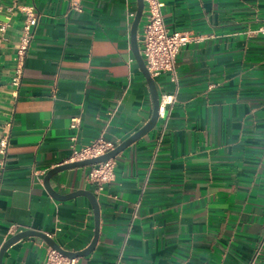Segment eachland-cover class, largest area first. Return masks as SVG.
Wrapping results in <instances>:
<instances>
[{
    "label": "crops",
    "instance_id": "obj_1",
    "mask_svg": "<svg viewBox=\"0 0 264 264\" xmlns=\"http://www.w3.org/2000/svg\"><path fill=\"white\" fill-rule=\"evenodd\" d=\"M161 2L168 32L191 37L178 82L153 77L173 104L114 159L115 180L102 192L87 181L93 166L51 179L62 195L97 198V244L78 262L264 264V0ZM30 8L38 23L20 55ZM137 9V0H0V140L9 138L0 250L12 226L71 252L94 240L90 200H56L44 180L74 150L100 138L119 145L151 120L152 93L131 45ZM49 248L27 237L2 263L44 264Z\"/></svg>",
    "mask_w": 264,
    "mask_h": 264
},
{
    "label": "built area",
    "instance_id": "obj_2",
    "mask_svg": "<svg viewBox=\"0 0 264 264\" xmlns=\"http://www.w3.org/2000/svg\"><path fill=\"white\" fill-rule=\"evenodd\" d=\"M144 5L142 27L141 32L138 34V42L146 67L152 77L169 74L172 81L177 83L178 54L182 47L190 43L191 37L187 33L175 32L170 34L168 32L163 19L162 9L164 4L161 0H144ZM24 10L27 15V22L19 50L20 55H24L28 49L34 36V28L38 23V17L33 8ZM4 30L5 26L3 25L1 31ZM257 33L264 35V27L260 28ZM20 84L21 80L19 77L13 79L15 87L20 86ZM173 102L174 97L164 96L160 100L159 116L164 117L166 106L173 104ZM78 124L79 119H73L71 126L76 128ZM8 146L9 138L5 136L0 140L1 170L5 169ZM117 146L113 142L100 138L80 150H74L71 160L75 162L98 158L113 151ZM115 168L116 162L114 159L94 165L87 176L88 183L95 187L97 193L102 192L107 184L115 180ZM22 232L18 227L12 226L8 234L13 237ZM44 264H79V262L78 258L67 257L50 247Z\"/></svg>",
    "mask_w": 264,
    "mask_h": 264
},
{
    "label": "water",
    "instance_id": "obj_3",
    "mask_svg": "<svg viewBox=\"0 0 264 264\" xmlns=\"http://www.w3.org/2000/svg\"><path fill=\"white\" fill-rule=\"evenodd\" d=\"M138 2V9L137 13L135 15V19L132 24V29H131V45H132V51L133 54L137 60V63L139 64L141 71L143 75L145 76L148 85L150 87L152 97H153V103H154V112L151 120L142 128L140 129L137 133L129 137L126 141L123 143L119 144L113 151L109 152L108 154L94 158V159H88L84 161H75L72 163L60 165L57 167H54L53 169L49 170L45 176L44 184L45 188L47 189L48 193L56 200L59 201H66L70 200L73 198H76L78 196H86L93 207L94 214H95V223H96V233L94 240L92 241L91 245L79 252H71L67 251L63 248H61L52 238H50L47 234L37 232V231H24L16 236L11 237L8 241H6L1 250H0V264H3V256L5 254V251L14 243L27 238V237H39L43 239L51 248L54 250H57L58 252L62 253L63 255L70 257V258H80L83 256L89 255L95 248L98 240V235H99V223H100V210H99V205L97 203V198L92 193L91 191H85V190H79V191H74L71 193H68L66 195H62L58 193L56 190H54L51 186V179L64 171L75 169V168H80V167H89V166H94L96 164L108 161L110 159H115L121 152H123L126 148L131 146L134 142H136L139 138L147 134L149 131H151L157 124L158 119H159V106H160V95L158 93L156 83L149 73L145 61L141 55L140 47H139V42H138V33H139V26L143 18V11H144V0H137Z\"/></svg>",
    "mask_w": 264,
    "mask_h": 264
}]
</instances>
